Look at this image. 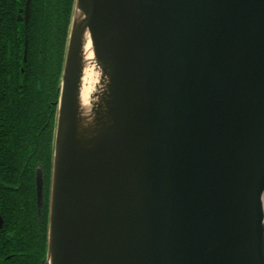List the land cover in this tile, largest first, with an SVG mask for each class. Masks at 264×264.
Segmentation results:
<instances>
[{
  "label": "water",
  "instance_id": "water-1",
  "mask_svg": "<svg viewBox=\"0 0 264 264\" xmlns=\"http://www.w3.org/2000/svg\"><path fill=\"white\" fill-rule=\"evenodd\" d=\"M44 264H264V0H74Z\"/></svg>",
  "mask_w": 264,
  "mask_h": 264
},
{
  "label": "trees",
  "instance_id": "trees-1",
  "mask_svg": "<svg viewBox=\"0 0 264 264\" xmlns=\"http://www.w3.org/2000/svg\"><path fill=\"white\" fill-rule=\"evenodd\" d=\"M25 1L0 0V60L13 58L0 61V75H6L0 82V264L46 260L48 214L39 220L36 171L41 165L51 173L60 77L74 6V0H32L26 24L18 19ZM39 34L45 36L44 47L36 45ZM38 50L46 61H33ZM50 51H56L57 61L49 60Z\"/></svg>",
  "mask_w": 264,
  "mask_h": 264
},
{
  "label": "flooded vegetation",
  "instance_id": "flooded-vegetation-1",
  "mask_svg": "<svg viewBox=\"0 0 264 264\" xmlns=\"http://www.w3.org/2000/svg\"><path fill=\"white\" fill-rule=\"evenodd\" d=\"M31 2H32V0H26L25 1V6L23 8H20V13L18 15V19L19 20H21V19L24 20L26 24L29 23V19H30ZM33 30H34V28H33ZM41 35L42 34H39V36H38L39 37V43H36V45H38L40 47H44L45 44L41 41V38L44 39L45 36L44 35L41 36ZM8 48H12V45H8ZM55 52L54 51H50V58H49L50 61H57V57L55 55ZM26 53H27V40L25 41L23 61L27 60ZM53 55H54V59H53ZM12 59L0 60V61H12ZM33 61H46L42 50L41 51L38 50L36 52L35 58H34ZM21 72H24L23 68L21 69ZM53 78H54V75H52V79ZM5 80H6V75L5 74H1L0 75V82H3ZM7 80L9 82H11L13 80V77L10 75L7 78ZM38 170H41L42 171V175H43V171L44 170H43L41 165L38 166L37 171ZM37 171H36V177H37ZM43 177H44V175H43Z\"/></svg>",
  "mask_w": 264,
  "mask_h": 264
},
{
  "label": "bare ground",
  "instance_id": "bare-ground-1",
  "mask_svg": "<svg viewBox=\"0 0 264 264\" xmlns=\"http://www.w3.org/2000/svg\"><path fill=\"white\" fill-rule=\"evenodd\" d=\"M86 56L87 59H91L92 53L90 49V43L86 45ZM93 71L90 70L89 68L86 70V74L84 76L83 80V86H82V96L85 100H87L91 94V92L94 89L95 86V77L94 74L92 73Z\"/></svg>",
  "mask_w": 264,
  "mask_h": 264
},
{
  "label": "rangeland",
  "instance_id": "rangeland-1",
  "mask_svg": "<svg viewBox=\"0 0 264 264\" xmlns=\"http://www.w3.org/2000/svg\"><path fill=\"white\" fill-rule=\"evenodd\" d=\"M68 38V36H67ZM67 43V42H66ZM66 49V47H65ZM43 186H42V208H41V216L44 218L45 215L48 214V207L47 204L49 206V192H50V176H49V172L47 171H43ZM38 216H39V212H38ZM41 217V219H42ZM45 219V218H44Z\"/></svg>",
  "mask_w": 264,
  "mask_h": 264
}]
</instances>
